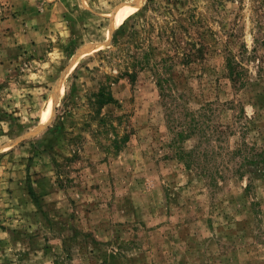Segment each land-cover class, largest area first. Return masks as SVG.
<instances>
[{
	"label": "rangeland",
	"instance_id": "374dc122",
	"mask_svg": "<svg viewBox=\"0 0 264 264\" xmlns=\"http://www.w3.org/2000/svg\"><path fill=\"white\" fill-rule=\"evenodd\" d=\"M58 1L0 0V264H264V0Z\"/></svg>",
	"mask_w": 264,
	"mask_h": 264
},
{
	"label": "trees",
	"instance_id": "16d2710c",
	"mask_svg": "<svg viewBox=\"0 0 264 264\" xmlns=\"http://www.w3.org/2000/svg\"><path fill=\"white\" fill-rule=\"evenodd\" d=\"M135 32H137V30L135 29ZM134 34V31L133 33ZM149 58L148 56H146L143 59H139L137 58V60L135 61V66H142L145 67L147 64H149ZM123 75H128L132 80L136 78L137 76V71L136 70H130V66L127 67V70L125 72L122 73ZM112 76L108 75L107 78L110 79ZM95 101H97L98 104L100 105H104L105 103H110V102H116L117 99L112 95L111 89L109 84H102L98 90V92L95 95ZM96 114L99 113V110H95Z\"/></svg>",
	"mask_w": 264,
	"mask_h": 264
},
{
	"label": "bare ground",
	"instance_id": "6f19581e",
	"mask_svg": "<svg viewBox=\"0 0 264 264\" xmlns=\"http://www.w3.org/2000/svg\"><path fill=\"white\" fill-rule=\"evenodd\" d=\"M88 50H90L89 47H88V49H87V48H80V49L78 50L77 54L75 55L74 63H73V64H75V62L78 60V58H79L80 56H82L84 53H86ZM54 94H55V93H54ZM54 94H53V96H54ZM53 96H52V99H53ZM48 116H49V113H48V111H46V112L43 114L42 122H44V121L47 119Z\"/></svg>",
	"mask_w": 264,
	"mask_h": 264
},
{
	"label": "crops",
	"instance_id": "0c3cea01",
	"mask_svg": "<svg viewBox=\"0 0 264 264\" xmlns=\"http://www.w3.org/2000/svg\"><path fill=\"white\" fill-rule=\"evenodd\" d=\"M63 1H67V0H59L58 1V5L61 3V2H63ZM72 1V0H71ZM73 1H77V0H73Z\"/></svg>",
	"mask_w": 264,
	"mask_h": 264
}]
</instances>
